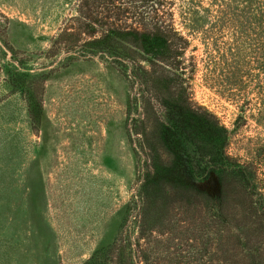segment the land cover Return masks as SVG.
I'll list each match as a JSON object with an SVG mask.
<instances>
[{"label":"rangeland","instance_id":"374dc122","mask_svg":"<svg viewBox=\"0 0 264 264\" xmlns=\"http://www.w3.org/2000/svg\"><path fill=\"white\" fill-rule=\"evenodd\" d=\"M79 2L0 0V264H83L123 228L139 180L128 108L135 89L125 68L105 57L70 59L54 45ZM185 35L190 45L182 60L194 104L227 128L234 160H257L264 154L257 89L248 88L245 103L222 93L220 54L211 61V42ZM221 40L231 56L236 38L229 32ZM247 43L241 52L251 60ZM198 130L173 137L179 145L153 144L165 161L185 149L199 150L202 159L208 144Z\"/></svg>","mask_w":264,"mask_h":264},{"label":"trees","instance_id":"16d2710c","mask_svg":"<svg viewBox=\"0 0 264 264\" xmlns=\"http://www.w3.org/2000/svg\"><path fill=\"white\" fill-rule=\"evenodd\" d=\"M205 1L80 0L55 36L70 59L105 57L124 67L135 89L129 121L142 170L125 225L83 264H264V154L246 163L228 154L227 128L194 104L182 60L190 45L185 34L200 33L212 44L211 61L214 51L220 54L216 87L245 103L254 84L264 124V81H256L264 76L257 54L264 56V0ZM229 32L236 38L231 56L221 40ZM244 38L251 40V60L241 52ZM196 128L208 144L202 159L188 149L173 150L172 162L159 156L153 142L179 145L173 137Z\"/></svg>","mask_w":264,"mask_h":264}]
</instances>
